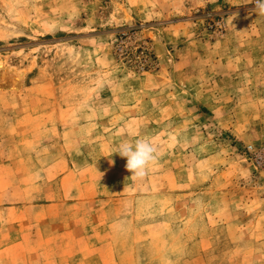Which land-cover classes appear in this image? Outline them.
Listing matches in <instances>:
<instances>
[{
  "label": "rangeland",
  "instance_id": "1",
  "mask_svg": "<svg viewBox=\"0 0 264 264\" xmlns=\"http://www.w3.org/2000/svg\"><path fill=\"white\" fill-rule=\"evenodd\" d=\"M254 8L0 0V264H264ZM126 139L160 146L142 181Z\"/></svg>",
  "mask_w": 264,
  "mask_h": 264
},
{
  "label": "clouds",
  "instance_id": "2",
  "mask_svg": "<svg viewBox=\"0 0 264 264\" xmlns=\"http://www.w3.org/2000/svg\"><path fill=\"white\" fill-rule=\"evenodd\" d=\"M254 11L264 17V0H253ZM160 152V146L153 139L123 140L115 153L126 158V169L131 173L133 181H142L147 175L149 166L153 164Z\"/></svg>",
  "mask_w": 264,
  "mask_h": 264
},
{
  "label": "crops",
  "instance_id": "3",
  "mask_svg": "<svg viewBox=\"0 0 264 264\" xmlns=\"http://www.w3.org/2000/svg\"><path fill=\"white\" fill-rule=\"evenodd\" d=\"M263 57L264 55L259 58H261L264 61ZM242 58H245V59L249 58V62H250L249 66H247L249 68L248 76L250 77V81L246 83L245 88L249 91H256V90L261 89L262 87L264 88V80H263L264 79V64L260 62L262 60L261 59L258 60L259 58L253 56V53H250V56L242 57ZM240 69L242 68L240 67Z\"/></svg>",
  "mask_w": 264,
  "mask_h": 264
}]
</instances>
